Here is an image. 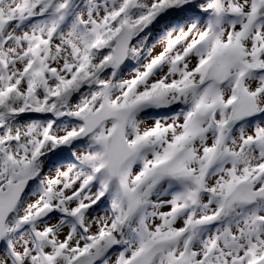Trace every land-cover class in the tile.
<instances>
[{
	"label": "snow or ice",
	"instance_id": "obj_1",
	"mask_svg": "<svg viewBox=\"0 0 264 264\" xmlns=\"http://www.w3.org/2000/svg\"><path fill=\"white\" fill-rule=\"evenodd\" d=\"M0 264H264V0H0Z\"/></svg>",
	"mask_w": 264,
	"mask_h": 264
}]
</instances>
